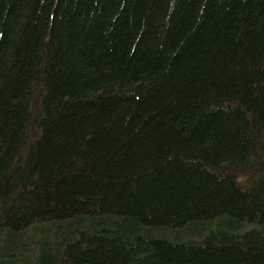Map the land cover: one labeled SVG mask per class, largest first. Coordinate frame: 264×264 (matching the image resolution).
<instances>
[{
    "label": "trees",
    "instance_id": "trees-1",
    "mask_svg": "<svg viewBox=\"0 0 264 264\" xmlns=\"http://www.w3.org/2000/svg\"><path fill=\"white\" fill-rule=\"evenodd\" d=\"M0 264H264V0H0Z\"/></svg>",
    "mask_w": 264,
    "mask_h": 264
}]
</instances>
